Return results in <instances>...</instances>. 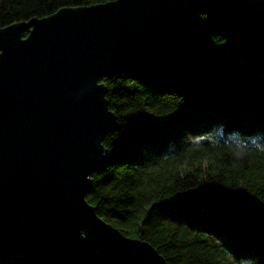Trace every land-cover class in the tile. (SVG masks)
<instances>
[{"label":"water","instance_id":"95a60500","mask_svg":"<svg viewBox=\"0 0 264 264\" xmlns=\"http://www.w3.org/2000/svg\"><path fill=\"white\" fill-rule=\"evenodd\" d=\"M217 21L264 44V0H115L0 28V234L23 220L53 233L83 264H169L86 199L116 120L99 81L125 66L186 63ZM183 200L264 229L255 195L209 184Z\"/></svg>","mask_w":264,"mask_h":264},{"label":"trees","instance_id":"16d2710c","mask_svg":"<svg viewBox=\"0 0 264 264\" xmlns=\"http://www.w3.org/2000/svg\"><path fill=\"white\" fill-rule=\"evenodd\" d=\"M111 1L0 0V28ZM99 82L116 120L86 197L97 213L169 264H264V229L183 200L212 184L264 202V44L217 21L186 63L125 66ZM0 264L83 261L53 233L20 220L0 234Z\"/></svg>","mask_w":264,"mask_h":264}]
</instances>
